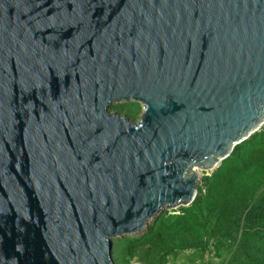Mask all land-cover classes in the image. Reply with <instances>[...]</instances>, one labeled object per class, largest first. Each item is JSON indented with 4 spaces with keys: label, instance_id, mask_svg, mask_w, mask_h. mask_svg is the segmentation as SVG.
I'll return each instance as SVG.
<instances>
[{
    "label": "water",
    "instance_id": "water-1",
    "mask_svg": "<svg viewBox=\"0 0 264 264\" xmlns=\"http://www.w3.org/2000/svg\"><path fill=\"white\" fill-rule=\"evenodd\" d=\"M263 121L264 0H0V264H115Z\"/></svg>",
    "mask_w": 264,
    "mask_h": 264
},
{
    "label": "rangeland",
    "instance_id": "rangeland-1",
    "mask_svg": "<svg viewBox=\"0 0 264 264\" xmlns=\"http://www.w3.org/2000/svg\"><path fill=\"white\" fill-rule=\"evenodd\" d=\"M108 110L134 123L143 112L141 104L135 101L114 102ZM257 137L264 144V125L233 147L220 164V173L218 168L203 178L196 187L198 193L192 204L164 209L147 221L138 234L115 239L112 261L115 264H264V221L250 227L245 219L247 209L264 194V157L257 160L250 157ZM245 170L254 172L256 180L246 179ZM215 173L218 176L212 179ZM210 185L218 189V202H210L216 209L201 211L190 218L187 211L203 201ZM236 210L241 220L227 224L225 221H232L230 213Z\"/></svg>",
    "mask_w": 264,
    "mask_h": 264
},
{
    "label": "trees",
    "instance_id": "trees-1",
    "mask_svg": "<svg viewBox=\"0 0 264 264\" xmlns=\"http://www.w3.org/2000/svg\"><path fill=\"white\" fill-rule=\"evenodd\" d=\"M263 147H264V144L262 143L261 137H257L251 146L250 157L251 158L255 157V160L262 159L264 157V150H262ZM230 164H234V163H230ZM221 171L222 169L219 168L217 173H220ZM217 173L212 175L211 178L215 179L218 176ZM245 173H246V179H251L254 181L256 180V174L254 172H247L245 170L244 174ZM259 177H260V174L257 177V180H259ZM215 182H218V181H215ZM217 190L218 189L216 185H210V189L208 190L206 197L203 199V201L199 203L196 202L192 206L193 208L191 207V209L187 211V214L191 216L190 218L196 217L195 215L201 211L205 210L206 212L208 210L216 209L213 207H217V206L211 205L210 202H213V203L218 202L217 201L218 197L216 195ZM221 216L225 217V215H221ZM229 216L232 221H225L227 224L230 222L238 223L241 220L239 210L233 211L232 213H230ZM245 219H246V224L250 225V227L257 226L258 224L264 221V194L258 197L255 203L247 209Z\"/></svg>",
    "mask_w": 264,
    "mask_h": 264
},
{
    "label": "bare ground",
    "instance_id": "bare-ground-1",
    "mask_svg": "<svg viewBox=\"0 0 264 264\" xmlns=\"http://www.w3.org/2000/svg\"><path fill=\"white\" fill-rule=\"evenodd\" d=\"M263 125H264V121L262 123H260L259 127H262ZM208 175H210V172H208Z\"/></svg>",
    "mask_w": 264,
    "mask_h": 264
}]
</instances>
